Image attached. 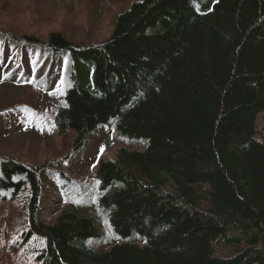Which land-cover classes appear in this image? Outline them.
<instances>
[{
  "label": "trees",
  "instance_id": "trees-1",
  "mask_svg": "<svg viewBox=\"0 0 264 264\" xmlns=\"http://www.w3.org/2000/svg\"><path fill=\"white\" fill-rule=\"evenodd\" d=\"M47 39L0 31V56L19 49L17 69L23 53L49 59L34 88L63 93L52 125L59 137L74 134L71 153L111 122L130 146L147 145L117 150L91 176L117 236L106 250L92 248L98 230L76 205L41 221L45 182L64 177L58 162L0 157V200L29 187L26 236L44 239L39 263L264 264V132L255 124L264 113V0H138L100 44ZM9 117L30 119L0 112L6 125Z\"/></svg>",
  "mask_w": 264,
  "mask_h": 264
},
{
  "label": "rangeland",
  "instance_id": "rangeland-1",
  "mask_svg": "<svg viewBox=\"0 0 264 264\" xmlns=\"http://www.w3.org/2000/svg\"><path fill=\"white\" fill-rule=\"evenodd\" d=\"M136 1L0 0V31L43 42L56 32L73 43L100 44L111 36L116 18ZM15 50L19 52L7 45L2 60L0 56V112L14 109L30 119L18 126L11 117L7 125L0 118V157L33 167L58 162L53 170L62 172L64 177L56 175L45 182L47 191L43 194L41 221L51 224L66 206L76 205L80 214L91 218L98 230L99 237L89 241L90 245L96 250H106L118 243L117 236L109 224L110 214L99 202L98 183L91 176L101 160H115L117 150L142 151L147 143L135 142L130 146L111 122L97 129L80 151L71 153L74 134L59 137L52 125L62 94L41 93L34 88L35 79L45 71L49 59L40 62L39 54L29 59L23 53L22 68L17 69ZM15 69V78L8 80ZM255 124L259 136L264 132V113L257 116ZM7 197L0 200V264H40L36 257L45 248L44 239L35 234L26 236L31 226L28 185L17 194L8 193Z\"/></svg>",
  "mask_w": 264,
  "mask_h": 264
},
{
  "label": "snow or ice",
  "instance_id": "snow-or-ice-1",
  "mask_svg": "<svg viewBox=\"0 0 264 264\" xmlns=\"http://www.w3.org/2000/svg\"><path fill=\"white\" fill-rule=\"evenodd\" d=\"M101 151H103V148H101Z\"/></svg>",
  "mask_w": 264,
  "mask_h": 264
},
{
  "label": "bare ground",
  "instance_id": "bare-ground-1",
  "mask_svg": "<svg viewBox=\"0 0 264 264\" xmlns=\"http://www.w3.org/2000/svg\"><path fill=\"white\" fill-rule=\"evenodd\" d=\"M48 62V61H47ZM257 136V135H256ZM116 156V155H115ZM244 248V247H243ZM245 249V248H244Z\"/></svg>",
  "mask_w": 264,
  "mask_h": 264
}]
</instances>
